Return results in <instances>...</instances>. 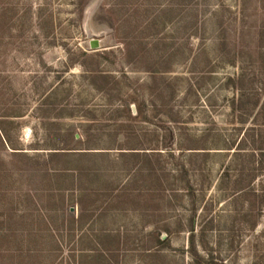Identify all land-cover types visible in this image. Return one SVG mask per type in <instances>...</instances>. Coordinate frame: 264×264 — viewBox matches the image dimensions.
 <instances>
[{
    "label": "rangeland",
    "instance_id": "obj_1",
    "mask_svg": "<svg viewBox=\"0 0 264 264\" xmlns=\"http://www.w3.org/2000/svg\"><path fill=\"white\" fill-rule=\"evenodd\" d=\"M0 264H264V0H0Z\"/></svg>",
    "mask_w": 264,
    "mask_h": 264
},
{
    "label": "water",
    "instance_id": "obj_2",
    "mask_svg": "<svg viewBox=\"0 0 264 264\" xmlns=\"http://www.w3.org/2000/svg\"><path fill=\"white\" fill-rule=\"evenodd\" d=\"M91 44H92V46H93L94 48H96V47H98L99 42H98V40H93Z\"/></svg>",
    "mask_w": 264,
    "mask_h": 264
}]
</instances>
